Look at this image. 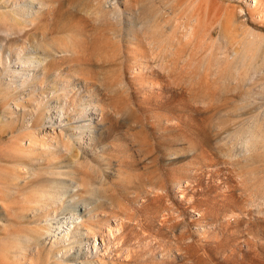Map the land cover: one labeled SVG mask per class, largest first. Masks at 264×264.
I'll use <instances>...</instances> for the list:
<instances>
[{
	"label": "rangeland",
	"instance_id": "obj_1",
	"mask_svg": "<svg viewBox=\"0 0 264 264\" xmlns=\"http://www.w3.org/2000/svg\"><path fill=\"white\" fill-rule=\"evenodd\" d=\"M259 1L258 15L253 0H119L112 25L95 0H0V173L20 174L0 202V245L14 236L27 248L13 264L52 261L50 237L35 243L48 213L92 230L61 240L82 251L79 264H264ZM17 5L30 7L20 25L7 14ZM187 15L200 16L197 39L172 31ZM19 50L38 66L16 64ZM49 105L63 123L95 127L92 143L25 166V119ZM88 128L77 130L87 138ZM57 192L50 209L25 213L28 194ZM115 220L123 228L111 236Z\"/></svg>",
	"mask_w": 264,
	"mask_h": 264
},
{
	"label": "bare ground",
	"instance_id": "obj_2",
	"mask_svg": "<svg viewBox=\"0 0 264 264\" xmlns=\"http://www.w3.org/2000/svg\"><path fill=\"white\" fill-rule=\"evenodd\" d=\"M95 1H96V5L105 13V18L112 25L120 24L122 15L120 13L121 8L119 6V0H95ZM253 1H254V8H252V11L257 12L258 15L263 13L261 10L260 1L259 0H253ZM22 6L23 5L13 6V8L8 10L7 12V14L12 19L17 20V25L21 24V21L19 20L21 18L20 9L22 8L24 10V11L22 10L23 12H26L25 10L28 8L30 10L29 5L28 6L24 5L23 7ZM31 6L33 8L34 4H32ZM250 11L251 10H248V12H246L245 8L240 10L241 15L243 17L248 16ZM129 14L132 15V13H128V17H129ZM188 16L190 15H187L188 20L186 19L187 21H185L182 27H176V28L173 27L172 28L173 30L172 29L171 30L177 33H184V35L185 34L194 35V38H195V36L198 35V29H200L199 28L200 24L198 25L199 19H197L199 15L196 16L195 18L194 17L189 18ZM1 32H5V31L0 30V33ZM135 39H137V37ZM196 39H197V36H196ZM32 53L34 52L32 51ZM43 53L45 54L46 52H43ZM29 56L27 52L23 50H19L15 57L16 64H20V66H25L22 69H26V71H29L32 66H38L39 64L37 63L36 60H34V57H31L30 59ZM147 66H149V64L148 65L144 63L140 64L141 69L147 68ZM15 70L16 72L19 71L18 69H15ZM8 71H11L10 67L8 68ZM7 79H10V77H8ZM34 79L37 80L38 76L34 77ZM47 106H45L46 108L44 109L45 110L44 113L36 114V112H30L29 113L30 117H28V120L25 119L26 123H24L23 125L24 127H23V132L21 133L22 134L21 143L19 145V148L17 149L21 151L22 156L24 157V160L19 161V162L24 164L25 166H27L28 159H31L30 158L31 155L35 157L37 155H42L43 153H46L48 156H50L56 150H58L61 156H64V157L66 156H70L71 158L79 157L78 152H75L77 151L76 150V148L78 147L77 144L79 142L80 143L82 142L85 153H87V150H89L87 145L92 143V138H91L92 133L90 131H93L95 127H93V129H89L88 128L89 123L88 124L84 123L81 125H74L73 122H69V121L66 123H63L62 117L64 114H61L60 111H55L51 109L50 105L49 107ZM28 111H31V110H28ZM78 128L83 129V130H85V128L89 129L88 130L89 133L88 135H86L87 138H85L83 133L77 130ZM75 130H77L76 131L77 133L71 132ZM89 137H90V140H88ZM17 150L16 151L14 150V151L17 152ZM0 174H2V172ZM2 175L0 176V183L4 185V187L7 190L6 192H8V194L4 192V189L2 187H0V202L1 203L3 202L4 199L9 198L13 193L18 192L17 186H13V185L18 183V179L20 177V174L17 173V170H16L15 176L14 175H6V176L3 175L2 176ZM36 193L28 194L27 199L25 200L27 205L29 204L28 207L27 205L24 204V206L27 207L26 209H24L27 215H35L38 212H43L47 209H50V207H52L53 205L57 203L58 198L61 197V194H63V193L59 194V192H57V195H58L57 197L54 194V195H51V197L49 198V197H45L42 193L36 196ZM45 216H47L45 226L39 227L40 229H36L34 231L36 235L35 236L36 244H43L46 242L47 237H50V240L48 243L50 245V252L52 253V261L48 260L46 264H79L77 262V259L79 260L80 258H83L82 251L81 253L74 254V252H72L70 249H66L64 246H62L63 243L61 240H65V241L68 240L70 233L72 232L78 233L79 231L83 230L82 228L86 227V224L82 223L81 221L78 222L76 225L77 228L74 231L72 229H69L70 227L68 225L69 224L68 222L70 221L67 220V217H64L62 219H58L57 217L52 218L49 213ZM122 228H123L122 221L115 220L112 226H110L108 233L109 235L114 236L115 233H120ZM87 229H88L87 233H90V234L93 233L90 228H87ZM77 236L78 235H74V237L76 238ZM11 238H13L12 239L13 241H11L10 244H13V242L14 244L10 248L9 246L8 247L4 246L5 244L8 245L7 243L3 244L4 247L2 246V244L0 245L2 249L1 252L3 254L0 256V264H9L10 262H11L10 264H13L12 262L13 259L15 258L19 259L20 257H24L27 254L26 252L27 248L22 245V242H19L18 239L17 240L14 239V236ZM90 239H92L91 243L95 248L94 250H96V252H101L99 249L100 247L99 239L96 238L94 235L89 237V241ZM102 244H104V241H102ZM84 258L85 260L84 262H82L83 264H96V263H93L87 260L85 256ZM101 264H104V263H101Z\"/></svg>",
	"mask_w": 264,
	"mask_h": 264
}]
</instances>
